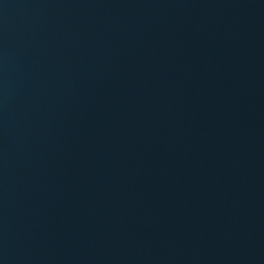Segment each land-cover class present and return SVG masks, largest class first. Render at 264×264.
I'll use <instances>...</instances> for the list:
<instances>
[{
    "label": "water",
    "instance_id": "water-1",
    "mask_svg": "<svg viewBox=\"0 0 264 264\" xmlns=\"http://www.w3.org/2000/svg\"><path fill=\"white\" fill-rule=\"evenodd\" d=\"M0 264H264V0H0Z\"/></svg>",
    "mask_w": 264,
    "mask_h": 264
}]
</instances>
